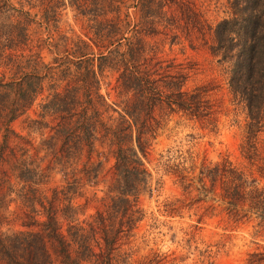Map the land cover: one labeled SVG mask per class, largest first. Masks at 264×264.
Masks as SVG:
<instances>
[{
    "label": "rangeland",
    "instance_id": "rangeland-1",
    "mask_svg": "<svg viewBox=\"0 0 264 264\" xmlns=\"http://www.w3.org/2000/svg\"><path fill=\"white\" fill-rule=\"evenodd\" d=\"M9 1L27 9L30 20L23 21L21 42L11 45L14 55L4 56L8 49L0 45L3 80L15 75L16 61L31 69L35 52L40 73L53 57L69 59L67 68L56 62L32 104L9 122L12 132L0 149V233H35L48 264H58L60 245L47 236V213L79 264H99L106 253L112 264H243L249 251L264 250V218L231 189L238 177L245 195L264 189V96L258 108H247L212 34L218 20L233 15L231 0ZM42 7L49 27L39 21ZM117 37L115 48L136 41L131 67L153 97L149 112L141 106L136 119L146 183L121 214L109 207L117 195L113 152L116 144L133 146L135 125L129 128L123 113L134 100L129 71L115 62L113 47L106 51ZM100 51L107 58L95 67ZM260 61L263 78L254 76L253 87L264 89V54ZM90 64L94 75L84 71ZM64 83L77 85L74 109L95 108L100 117L87 148H71L67 138L58 148L65 138L51 126L58 114H40V103ZM61 155L64 174L55 160Z\"/></svg>",
    "mask_w": 264,
    "mask_h": 264
},
{
    "label": "trees",
    "instance_id": "trees-1",
    "mask_svg": "<svg viewBox=\"0 0 264 264\" xmlns=\"http://www.w3.org/2000/svg\"><path fill=\"white\" fill-rule=\"evenodd\" d=\"M260 0H231V8L233 15L229 18L218 20L213 26V38L215 46L221 51L223 57L229 60V74L230 85L234 90L243 94L246 106L250 110L252 106L258 108L261 97L264 96L263 85L261 87H253L254 76L263 78V70L261 66L260 57L264 54V11L260 13ZM41 20L45 26L51 25L49 12L47 8H40ZM30 20L29 12L22 5H14L9 0H0V45L8 49L4 56L14 55L10 50H13L15 41L21 42L25 36L23 21ZM121 37H117L111 41L106 48L107 54L110 53V47H113L112 55L115 62L119 63L122 68H127L129 71V88L132 90L134 100L129 105V111L126 109L124 114L129 116L127 123L129 128L135 125L134 134L131 133V138L134 141L133 146L124 147L116 144L113 152V169L116 180V196L111 198L109 207L110 211L121 214L130 206V196H134L140 187L146 183V171L142 167L139 153L143 152V145L141 143V126L136 119L140 112L141 106L145 107V114H147L152 107L153 97L151 93H147L148 87L144 78L136 73V69L131 66L135 64L136 41L126 39L125 48H115V45H121ZM2 51V49H1ZM106 53L99 52L95 58L99 61L95 63V67L107 58ZM82 55V54H81ZM37 54H30V61L32 66L29 70H21L19 63L14 64L13 74L8 80H3L0 76V149L1 146L6 145L8 133L12 132L9 122L28 108L37 93L41 90L44 78L50 76L51 69L59 66L60 62L65 68L68 66V56L63 58L53 57V63H41L45 70L40 73L37 71ZM33 58V59H32ZM67 59V61H65ZM75 60V59H73ZM76 60H82L78 57ZM75 62V61H72ZM54 64V65H53ZM80 65L75 64V67ZM74 70H77L75 68ZM69 71V69H68ZM84 71L94 75V65L92 64L84 67ZM252 79H251V78ZM147 81V77H146ZM55 82L51 81L50 84ZM62 90L52 89L44 101L40 103V114H58L59 121L52 124V128L63 131L64 140L58 145L67 143L71 148L83 145L88 147L90 144V137L94 133V124H100V117L97 115L95 108H92L89 113H86L85 106L81 105L80 110L74 109L76 96L74 95L77 85L71 83H64ZM179 86L176 89L179 92ZM89 107V102L92 97V92L88 91V86L84 87ZM150 90H152L150 88ZM261 96V97H260ZM173 103H179L170 99ZM263 100V99H262ZM169 101V102H171ZM78 112V113H77ZM122 113V114H123ZM59 129V130H60ZM130 136V135H129ZM56 163L59 164V170L64 174L66 160L61 155L55 158ZM217 163L210 167L213 171H217ZM216 167V168H215ZM200 173V171H199ZM203 174L204 171H203ZM201 175V174H200ZM202 182V177H200ZM237 182H233L231 187L232 193L238 197L245 196L251 202L254 212L264 218V189H258L251 192V195L244 194ZM240 190V191H237ZM227 205L233 206V201L226 197L224 199ZM230 208H227L229 210ZM52 218L50 213L46 214L44 226L47 229V236L56 240L60 246L57 251L59 254L58 264H79L76 259L70 256L68 251V239L64 238L63 233L50 225ZM74 238V237H71ZM0 257L5 260V264H48L49 258L43 243L37 235L29 231H13L11 233H0ZM99 264H112L106 253V259L100 261ZM243 264H264V250H251L247 253Z\"/></svg>",
    "mask_w": 264,
    "mask_h": 264
}]
</instances>
